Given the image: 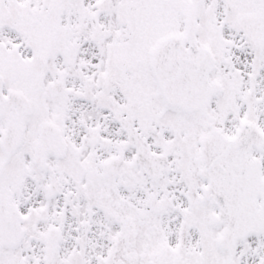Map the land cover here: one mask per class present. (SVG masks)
<instances>
[{
  "label": "snow or ice",
  "instance_id": "snow-or-ice-1",
  "mask_svg": "<svg viewBox=\"0 0 264 264\" xmlns=\"http://www.w3.org/2000/svg\"><path fill=\"white\" fill-rule=\"evenodd\" d=\"M0 264H264V0H0Z\"/></svg>",
  "mask_w": 264,
  "mask_h": 264
}]
</instances>
